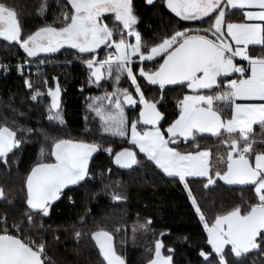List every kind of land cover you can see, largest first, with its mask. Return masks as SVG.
<instances>
[{"label":"snow or ice","instance_id":"obj_1","mask_svg":"<svg viewBox=\"0 0 264 264\" xmlns=\"http://www.w3.org/2000/svg\"><path fill=\"white\" fill-rule=\"evenodd\" d=\"M147 3L153 4L154 0ZM165 3L181 20H199L207 27L178 28L147 46L136 27L139 17L133 0H66L70 11L62 12L53 22L58 26L45 25L36 30L25 29L14 5L9 0H0V38L19 45L27 58L74 49L75 55L89 57L84 63L91 70L93 83L99 86L106 77L114 79L115 90L106 91L103 97L110 110L105 112L100 106L101 97L90 98L93 103L89 107L103 121V133L132 146L114 152L112 147L102 149L100 143L63 138L52 139L47 153L42 146L41 156L47 154L54 159L35 164L26 175L28 211L19 220L0 215V264H48L46 242L36 229L34 217L48 216L51 204L70 185L81 184L86 178L95 179L90 174L89 162L101 150L114 156L115 165L132 169L142 166L134 150L138 149L167 177L183 184L211 245L209 251L200 252L206 264H233L230 257L239 258L253 250L264 252V140L254 138V126L258 125L264 134V0H165ZM246 8L257 10L247 11L245 22H231L226 10ZM250 45L260 46V54L255 55V49L250 54ZM102 51L104 55L100 57ZM25 63L31 61L26 59L18 65L21 75ZM124 77L130 81L132 91L119 87ZM25 83L32 89L30 81ZM148 85L157 86L158 98L146 95ZM169 86L189 90L177 99L178 112L171 121L166 118V109L162 110L168 102ZM134 93L138 95L134 97ZM49 94L52 96L49 112L57 111L48 118L63 123L58 111L59 85L55 90L49 89ZM39 95L37 91L32 99ZM129 106L138 113L131 121L126 112ZM18 131L23 129L0 122V162L6 167L9 154L14 156V150L21 145ZM205 134L216 137L225 146V152L216 156L217 165L222 164V168L217 166L213 170L212 153L201 150L200 140L207 138ZM44 135L48 140V134ZM183 143L192 144L193 150H180ZM219 181L252 186L255 195L250 203L225 209L209 222L190 184L200 182L207 188ZM0 198H5L2 188ZM112 198L126 199L116 192ZM80 223L86 221L81 218ZM150 223L149 220L142 227L146 229ZM39 227H44L42 222ZM72 227L75 237L80 239L84 229H77L75 224ZM87 235L107 264H126L117 254L114 236L106 227ZM164 251L163 241L156 240L154 258L149 264H173L174 250L166 249L167 255Z\"/></svg>","mask_w":264,"mask_h":264},{"label":"trees","instance_id":"obj_2","mask_svg":"<svg viewBox=\"0 0 264 264\" xmlns=\"http://www.w3.org/2000/svg\"><path fill=\"white\" fill-rule=\"evenodd\" d=\"M9 3L14 5L22 26L27 30H36L45 25L58 26L53 22L61 17L62 12L70 11L66 0H9ZM133 4L139 17L137 29L141 32L143 44L147 46L154 45L178 28L207 26L200 21L188 22L176 17L164 0H157L153 4H148L147 0H133ZM228 14L231 22L244 20L242 10H229ZM253 49L255 55L260 54V46H250V54ZM66 53L61 51L51 57L69 63L48 65L39 77L44 88L46 85L42 80L55 77L63 85L64 122L53 124L47 119L48 98L43 95L33 100L27 91L26 76L17 72L16 64L27 59L26 53L19 45L0 38V61L11 65L9 73L0 75V122H6L14 129H23V132L17 133L22 145L14 151V156L9 154V166L0 162V184L5 193V198L0 199V215L7 214L10 220H19L28 211L25 177L35 164L51 161L47 154L42 157L40 153L42 146L45 153L50 150L52 139H66L67 136L75 135L84 137L88 143H100L102 149L112 147L114 152L123 147H132L119 137L103 133L99 118L95 117L96 121L93 117L88 119L86 95H96L99 89L86 88V66ZM243 63L247 64L245 61ZM111 81H107L110 82L107 92L114 91L115 84ZM141 83L146 84V81ZM156 88L148 85L146 95L158 98ZM169 88L168 102L162 110L166 109V118L171 121L178 112L177 99L189 90L178 86ZM127 109L129 120L136 119L137 111L131 107ZM29 129L32 131L29 132ZM254 130V138L257 141L264 140L258 125ZM44 133L48 134V140ZM205 135L207 138L200 140L201 150L207 149L212 153L213 170L217 166L222 168V164L217 165L216 156L225 152V146L216 137ZM134 150L142 166H133L132 169L115 165L114 156L106 151L94 153L89 162V170L95 179L86 178L85 182L65 189L61 198L51 204L48 216L34 217L36 229L46 242L48 264H107L98 246L87 235L102 226L112 232L116 252L125 259L126 264H148L153 259L156 240L163 241L164 252H167L166 249L174 250L171 253L173 264H206L200 252L209 251L211 245L207 243V232L187 190L181 182L167 177L152 162H148L138 149ZM180 150H193V145L183 143ZM192 179L189 178L190 181ZM105 185L109 187L105 188ZM190 186L209 222L225 209L250 203L255 195L252 186L227 185L223 181L207 188L200 182L191 183ZM114 192L126 199L114 200ZM81 218L86 224L80 223ZM149 220L151 223L147 228L142 227ZM41 222L43 228L39 227ZM73 224L77 229H84L80 239L75 237ZM229 259L233 264H264V252L253 250L242 257L233 256Z\"/></svg>","mask_w":264,"mask_h":264},{"label":"rangeland","instance_id":"obj_3","mask_svg":"<svg viewBox=\"0 0 264 264\" xmlns=\"http://www.w3.org/2000/svg\"><path fill=\"white\" fill-rule=\"evenodd\" d=\"M157 0H154V3L156 2ZM164 3H165V0H164ZM166 4V3H165ZM257 9H243L242 10V13H243V21H233V22H245L246 21V16L244 15L247 11H256ZM226 11H229V10H226ZM106 15H110V14H106ZM181 19V18H180ZM205 19H207V18H205ZM195 21H199V20H195ZM195 21H188V22H195ZM105 22L106 23H111L109 20H105ZM248 22H252V21H248ZM256 22H258V21H256ZM137 27V26H136ZM203 27H207V26H203ZM196 28H201V27H196ZM191 29H195V28H191ZM8 42V41H7ZM8 43H14V42H8ZM234 43V42H233ZM251 46V45H250ZM61 51H64V52H67L66 54L67 55H72V57L73 58H75V59H77V60H79L81 63H83L85 66H86V68H87V74H88V78H87V81H86V88L88 87V88H91V87H95V88H97V89H99V92H98V94H96V95H86V100H87V107H86V109H87V115H88V119L89 120H91L92 119V117L94 118V120L97 118H99L100 119V122H101V125L103 126V121L101 120V118L96 114V112L95 111H93L92 110V108H90L89 107V105L90 104H92L93 103V100L92 99H90V98H95V97H101V107H104V110H105V112H107V111H109L110 110V107L111 106H107V101L106 100H103V97H104V95H105V92L107 91L106 90V88H107V86H110V82H107V81H109V80H112L111 82L112 83H114V79H108L107 77L104 79V80H101L100 81V83H99V86L96 84V83H93L92 82V80H90V71L91 70H89L88 69V67H87V65H86V63H84V60L85 59H87V58H89L87 55H85V54H81V55H79V56H77V55H75V53H76V51L77 50H74V49H69V48H64V49H61L59 52H61ZM58 52V53H59ZM70 53V54H69ZM54 54H56V53H54ZM54 54H40V58H27L28 60H30L31 61V63H40V61L42 60V59H44L43 61H45V63H48L46 66H51V65H59V64H67V63H69V62H62V61H60V60H58L57 58H52L51 56L52 55H54ZM103 55H104V52L102 51V52H100V57H103ZM46 57V58H45ZM72 58V59H73ZM237 59H239V58H237ZM26 59H24L23 61H25ZM44 63V62H43ZM247 65V64H246ZM45 66V67H46ZM44 67V68H45ZM34 68L35 67H33L32 69L34 70ZM113 75H115V73L113 74ZM25 79L26 80H28V81H30L31 82V84H32V89H29L28 87H27V91H29L30 92V94H31V98H32V96L33 95H35L36 94V92L38 91L39 93H40V95L39 96H43V95H45L47 98H48V106H47V111H48V117H49V115H51V114H54L55 113V111H57V110H55V109H53L52 110V112L50 113L49 112V108H50V106H51V104H52V96L49 94V89H52V90H55V88H56V86H57V84L59 85V88H60V96H59V102H60V108L58 109V111L60 112V114H61V116L63 117V119H64V113H63V106H62V92H63V85H62V83L59 81L60 79L57 77H55V78H53L52 80H42L43 81V83H45V85H46V87L44 88L43 87V85H41L40 83H41V80H39V77H40V75H38V74H35V73H32L31 72V74H25ZM92 79H94V78H92ZM25 80V81H26ZM115 84V83H114ZM119 87L120 88H128V90L129 91H132L133 89H132V86H131V84H130V81L126 78V77H124V78H122L121 79V81H120V84H119ZM114 90H115V88H114ZM113 91V90H112ZM112 91H108V92H112ZM138 94H136V93H134V97L135 96H137ZM39 96H37V98L39 97ZM105 106H107V107H105ZM131 106H129L128 108H130ZM132 108V107H131ZM127 108H126V112H127ZM96 117V118H95ZM48 119V121L49 122H51V123H53V124H61L59 121H57V120H49V118H47ZM96 121V120H95ZM105 134H107V133H105ZM109 135V134H108ZM66 139H73V140H80V139H82L83 141H85L86 142V140H85V138L84 137H78V136H75V135H71V136H67L66 137ZM21 145H22V141H21ZM21 145H20V147H21ZM19 147V148H20ZM14 151H17V150H14ZM54 158L53 157H51V159L50 160H53ZM44 162H48L47 160H45ZM0 188H2L3 189V186L0 184ZM190 197V196H189ZM1 199V198H0ZM190 199H191V197H190ZM51 209V208H50ZM153 254V258H154V253H152ZM164 254H169L168 252H164ZM119 255V254H118ZM244 254H242V256H243ZM241 256V257H242ZM150 262V261H149ZM149 262H148V264H149Z\"/></svg>","mask_w":264,"mask_h":264},{"label":"built area","instance_id":"obj_4","mask_svg":"<svg viewBox=\"0 0 264 264\" xmlns=\"http://www.w3.org/2000/svg\"><path fill=\"white\" fill-rule=\"evenodd\" d=\"M42 60H44V59H42ZM21 63H23V61H19L16 64V69H17V72L19 74H20V72L18 71V65H20ZM47 64L48 63H45V61H44V63H41V62L40 63H38V62L37 63H25L23 75L31 74V72L40 75L43 68ZM10 67H11L10 63L0 61V75L1 74L6 75L7 73H9ZM33 67H35L34 70L32 69Z\"/></svg>","mask_w":264,"mask_h":264},{"label":"crops","instance_id":"obj_5","mask_svg":"<svg viewBox=\"0 0 264 264\" xmlns=\"http://www.w3.org/2000/svg\"><path fill=\"white\" fill-rule=\"evenodd\" d=\"M252 46V45H251ZM250 47V46H249ZM246 63H247V61H245ZM188 94V93H187ZM254 128H255V126H254ZM204 150V149H203ZM210 167H211V157H210Z\"/></svg>","mask_w":264,"mask_h":264},{"label":"water","instance_id":"obj_6","mask_svg":"<svg viewBox=\"0 0 264 264\" xmlns=\"http://www.w3.org/2000/svg\"><path fill=\"white\" fill-rule=\"evenodd\" d=\"M71 186H73V185H70L69 187H71ZM69 187H68V188H69ZM66 189H67V188H66ZM64 190H65V189H64Z\"/></svg>","mask_w":264,"mask_h":264}]
</instances>
